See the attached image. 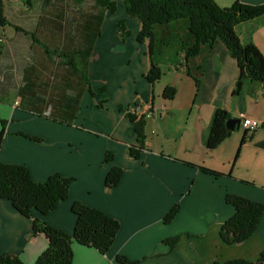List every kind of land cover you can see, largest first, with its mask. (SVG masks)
Masks as SVG:
<instances>
[{
    "label": "crops",
    "instance_id": "0c3cea01",
    "mask_svg": "<svg viewBox=\"0 0 264 264\" xmlns=\"http://www.w3.org/2000/svg\"><path fill=\"white\" fill-rule=\"evenodd\" d=\"M36 1L30 0V7L20 0L2 2L0 132L1 121L6 127L0 163L24 165L39 183L52 174L73 179L67 199L43 217L54 228L72 233L74 202L119 222L105 255L73 243L71 264H115L117 256L135 264H222L235 258L255 263L264 249V214L243 243L225 245L219 237L223 222L234 213L225 203L226 194L264 205V100L256 85H245L233 95L239 70L226 46L220 41L202 45L197 55L187 57L194 44L188 21L156 25L152 58L162 77L152 85L145 78L148 42L136 40L140 22L124 15L130 37L121 41L116 30L122 16L99 8L94 12H102L99 34L87 59L88 88L82 74L78 77L68 58L59 54L70 56L86 47L92 0ZM214 1L220 7L236 1L264 4ZM236 31L242 43L252 42L264 56V19L242 22ZM78 59L83 65L85 58ZM117 61L125 62L122 68ZM167 87L175 90L169 100L162 96ZM145 103L153 105L155 114L144 122V150L131 159L128 146H137L136 135L124 113ZM216 109H225L231 118L243 114L260 126L245 132L239 125L208 150L204 141ZM69 117V123L60 121ZM245 134L248 141L241 143ZM106 152L113 159L104 165ZM113 166L122 169V177L105 190L103 182ZM175 204L178 214L167 226L163 218ZM31 226L30 219L0 199V254L20 252L23 264H34L46 241L33 236ZM174 236L179 242L173 248L163 243Z\"/></svg>",
    "mask_w": 264,
    "mask_h": 264
},
{
    "label": "trees",
    "instance_id": "16d2710c",
    "mask_svg": "<svg viewBox=\"0 0 264 264\" xmlns=\"http://www.w3.org/2000/svg\"><path fill=\"white\" fill-rule=\"evenodd\" d=\"M22 1L29 7L31 6L30 0ZM2 2L3 0H0V17L4 24V19L1 16ZM92 2V7L89 5L90 14L86 22L89 26V35L85 39L86 47L81 51L79 50L77 54H71L72 56L65 53L59 54L60 57L68 58L69 68L78 77L82 74L88 88L87 59L94 43V36L99 34L98 29L102 20V12L100 15L94 12L99 8L110 11L115 8L114 3L110 0H92ZM122 4L128 16L136 18L141 24L136 36L137 42H148L149 66L145 78L150 84L153 85L162 77L161 69L153 62L152 58L154 28L156 25H167L182 18L188 21L189 33L194 38V44L186 52L187 57L197 55L202 45H213L217 41L222 42L226 46L229 56L236 61L239 70L233 95L239 94L245 85H256L260 88L261 97L264 100V56L252 42L242 43L236 31L237 25L242 22L245 23L257 18L264 19V4L246 5L236 1L230 7H220L214 0H122ZM129 35L130 33L126 30L124 23L119 21L116 36L121 41H125ZM56 52L53 51V53ZM79 57L85 58L83 65L79 63ZM174 93L173 88L167 87L162 92V96L169 100L174 96ZM103 104L105 102L100 100L98 107L101 108ZM124 115L132 122L137 143V146H128L127 155L131 159H138L144 150L145 119L142 116L136 117L126 112ZM230 118L225 109H216L213 112L208 135L204 141L205 148L208 150L215 149L238 129L226 128V122ZM72 119L73 117H69L67 120L60 121L69 123ZM1 123L0 147L6 127L5 121H1ZM20 135L32 142H43L38 136L25 135V133ZM247 138L245 134L241 143L248 141ZM112 159L113 155L106 152L102 164L105 165ZM202 171L217 175V173L209 172L208 169L203 168ZM122 173L121 168L110 167L103 182L105 190L116 187L121 180ZM71 181L73 179L70 177L52 174L45 181L39 183L33 180L29 170L24 165L0 163V199L7 200L18 214L30 219L32 222L31 234L46 241V249L37 257L35 264H71L73 243L94 248L98 253L105 255L120 229L118 221L103 214L98 209L86 207L79 202H74L71 205V213L76 218L75 227H73L71 234L48 225L43 217L50 211L56 210L67 199ZM225 201L227 205L233 207L234 213L220 227L221 242L225 245L243 243L256 231L259 220L264 214V205L233 194H226ZM178 211L179 206L175 204L164 216V224L171 225ZM187 236L193 237L190 234ZM178 242L179 236L163 240V243L169 248H173ZM20 254V252L1 253L0 264H23L19 257ZM135 263V261H129L125 256H117L115 259V264ZM222 264H264V249L260 251L255 263H251L247 259L235 258Z\"/></svg>",
    "mask_w": 264,
    "mask_h": 264
},
{
    "label": "built area",
    "instance_id": "2783aa9c",
    "mask_svg": "<svg viewBox=\"0 0 264 264\" xmlns=\"http://www.w3.org/2000/svg\"><path fill=\"white\" fill-rule=\"evenodd\" d=\"M3 21L0 17V43L4 41V36H3ZM126 113H130L135 115L136 117H144V119L148 118L150 119L153 114H155V109L153 108V105L151 103H145L143 105H139L138 107H130L125 110ZM240 119V127L245 130L246 132H253L254 130L256 131L260 123L256 121L253 118H249L244 116L243 114L239 115Z\"/></svg>",
    "mask_w": 264,
    "mask_h": 264
},
{
    "label": "rangeland",
    "instance_id": "374dc122",
    "mask_svg": "<svg viewBox=\"0 0 264 264\" xmlns=\"http://www.w3.org/2000/svg\"><path fill=\"white\" fill-rule=\"evenodd\" d=\"M12 1V0H11ZM20 3H22V4H24V2L22 1V0H20ZM34 3L35 4H38V2L36 1V0H34ZM114 3V5H115V8H114V10L113 11H111L113 14H117V15H120V16H122L118 21H117V23L119 22V21H122L123 23H124V25H125V28H126V30L130 33V29L126 26V20L123 18V16L125 15H127L126 17H129V18H131L130 16H128V14L126 13V11H125V9H124V7L123 6H121V2L118 0V1H116V2H113ZM26 5V4H25ZM84 5H85V3H84ZM89 5V4H88ZM124 12H125V14H124ZM129 37H130V35H129ZM117 64H118V66L119 67H123V65L125 64V62H119V61H117ZM161 78V77H160ZM239 119V118H238ZM41 255V254H40ZM39 255V256H40ZM38 256V257H39ZM34 264H35V262H34Z\"/></svg>",
    "mask_w": 264,
    "mask_h": 264
},
{
    "label": "water",
    "instance_id": "95a60500",
    "mask_svg": "<svg viewBox=\"0 0 264 264\" xmlns=\"http://www.w3.org/2000/svg\"><path fill=\"white\" fill-rule=\"evenodd\" d=\"M239 125H240V119L230 118L229 120H227L225 126L227 129H233V128H238Z\"/></svg>",
    "mask_w": 264,
    "mask_h": 264
}]
</instances>
